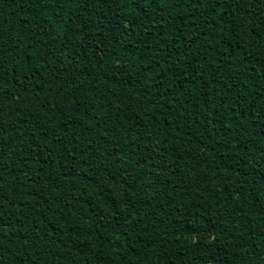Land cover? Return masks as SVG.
Here are the masks:
<instances>
[{
  "label": "trees",
  "instance_id": "1",
  "mask_svg": "<svg viewBox=\"0 0 264 264\" xmlns=\"http://www.w3.org/2000/svg\"><path fill=\"white\" fill-rule=\"evenodd\" d=\"M0 264H264V0H0Z\"/></svg>",
  "mask_w": 264,
  "mask_h": 264
}]
</instances>
